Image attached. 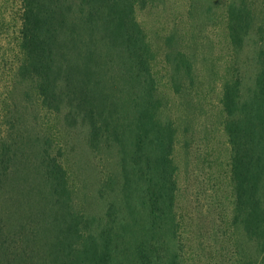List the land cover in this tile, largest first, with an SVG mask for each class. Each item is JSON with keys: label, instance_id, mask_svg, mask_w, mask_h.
Returning a JSON list of instances; mask_svg holds the SVG:
<instances>
[{"label": "rangeland", "instance_id": "obj_1", "mask_svg": "<svg viewBox=\"0 0 264 264\" xmlns=\"http://www.w3.org/2000/svg\"><path fill=\"white\" fill-rule=\"evenodd\" d=\"M243 3L253 14L254 25L243 47L236 50L229 41L226 19L229 6ZM18 12L19 0H0V106L5 111L3 121L14 125L22 158L13 168L22 206L0 203L2 212L12 210L11 217L24 226L21 230L8 224L5 238L19 247L8 252H28L32 264H43L55 252L58 208L37 168L38 156L45 150L66 173V209L80 222L82 234L73 239L75 248L85 243L87 235L104 245L101 231L111 226L112 257L122 264H139L135 248L140 242L148 246V240L155 246L158 264H264L258 243L246 236L235 212L231 149L222 108L226 81L241 79L242 99L253 94L256 54L264 42V0H153L144 7L135 6V20L150 51L159 121L170 123L174 134L172 220L158 233L150 231L144 165L135 171L132 166L127 177L124 173L134 149L129 101L135 98L134 90L122 92L124 79L114 62L105 73L118 107L111 108L110 117L117 120L123 135L114 138L111 129H103L93 143L82 115L64 101L58 112L44 109L31 82L13 78L10 68L18 56ZM112 207L114 221L109 222Z\"/></svg>", "mask_w": 264, "mask_h": 264}, {"label": "trees", "instance_id": "obj_2", "mask_svg": "<svg viewBox=\"0 0 264 264\" xmlns=\"http://www.w3.org/2000/svg\"><path fill=\"white\" fill-rule=\"evenodd\" d=\"M152 1L19 0L18 56L10 71L16 80L31 82L44 109L58 112L59 104L64 101L77 115H82L95 143L103 129L106 132L111 129L114 138L123 135L117 120L111 118L114 113L111 108L118 107L111 90L113 85L105 76L111 65L117 64L116 72H122L124 79L122 92H135V98L129 100L133 110L131 144L134 149L129 156L130 168H125L124 173L127 177L132 166L135 171V167L144 165L148 173L145 193L150 231L158 233L165 231L167 221L172 220L176 183L171 161L173 130L170 123L159 121L160 106L155 103L157 88L151 75L150 51L134 16L135 6L144 7ZM226 20L230 44L239 50L252 31L253 14L244 3L234 4L229 6ZM105 50L109 53L107 59ZM256 56L258 72L253 94L242 99L241 79L237 77L232 83L226 81L222 89V108L231 149L235 212L246 236L258 243L264 262V199H261L264 188V42L260 43ZM2 113L0 106V203L11 201L21 207L20 182L13 172L19 162L21 145L14 135V125L4 122L5 111ZM38 161L37 168L42 171L48 195L58 208L57 229L54 230L57 233L52 243L55 252L51 258L43 260V264H122L112 257L111 226L101 231L104 245L98 243L99 238L87 235L80 248L74 247L73 239L82 238V234L78 229L80 222L66 209L65 170L57 158L45 150ZM113 215L112 207L108 212L109 222L114 221ZM11 216L12 210L5 213L0 210V264H32L28 252L22 255L8 252L19 248L12 246L15 242L11 238H5L8 224L24 230L23 221ZM135 252L139 264H158L155 246L149 240L148 246L140 242Z\"/></svg>", "mask_w": 264, "mask_h": 264}]
</instances>
